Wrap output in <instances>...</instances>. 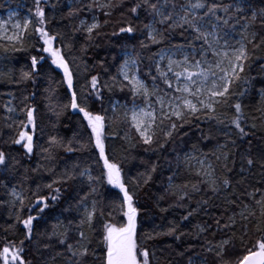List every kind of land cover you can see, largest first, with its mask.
Returning <instances> with one entry per match:
<instances>
[{
  "label": "snow or ice",
  "instance_id": "1",
  "mask_svg": "<svg viewBox=\"0 0 264 264\" xmlns=\"http://www.w3.org/2000/svg\"><path fill=\"white\" fill-rule=\"evenodd\" d=\"M60 3L0 22V83L19 93L0 132V264H264V0ZM117 12L120 52L86 61ZM17 53L30 62L8 67Z\"/></svg>",
  "mask_w": 264,
  "mask_h": 264
},
{
  "label": "trees",
  "instance_id": "2",
  "mask_svg": "<svg viewBox=\"0 0 264 264\" xmlns=\"http://www.w3.org/2000/svg\"><path fill=\"white\" fill-rule=\"evenodd\" d=\"M52 2H55V0H52ZM71 3V0H61L60 3V7L63 10L64 13L67 12V5ZM256 7L260 6V0H256L255 3ZM35 4H34V0H0V15L5 14V12L11 8H16L18 9L19 15H25L27 17H29L31 15L30 13V9H34ZM46 11L49 13V15L51 14V10L50 9H46ZM100 21L103 22V20L105 19L101 14H97ZM88 17V14H85V18ZM120 19L119 16V12H117L112 18V23L108 26L105 27L102 31L104 33H107V36H104L100 39L97 40V44L99 45V47H93L90 48L89 51L87 52V54L85 55L84 59L86 61L88 60H94L95 58L99 57L100 59H104L107 58L109 63L112 62V56L117 55L120 50H121V46L125 43L126 38L124 37H111V33L114 30V25L116 24V21H118ZM144 17L141 16V20H143ZM59 22L61 25H67L69 23V21L67 20H63L61 21L60 19V13H57L56 16V21H54V24ZM138 26H140L139 22H137ZM55 30V29H54ZM256 30H260L259 29V25L256 26ZM144 37L140 36L139 32L137 33L136 39L130 41V44H136L137 48H139V40L143 39ZM81 43L83 42V40L80 41ZM0 43H3V41H0ZM155 50V49H153ZM32 54H35V52H33ZM145 56L150 55L149 52H145L144 53ZM10 56V60L8 62V67H14L16 69H19L20 67L24 66L26 61L30 62L29 60V56L27 53H17L13 56V54H9ZM119 61H117L118 63ZM4 68V61H3V54L0 53V69ZM113 72H115V68L112 69ZM258 73V69L254 68L253 69V75H256ZM32 89L29 88V91H31ZM9 93H13L17 98L13 99L12 96L9 95ZM117 96L121 97V94L117 93ZM13 99V103L14 104H18L19 103V93L17 92L16 86L12 85V84H8V83H0V132L3 133V139H7L8 138V129L4 126V121H3V115H4V111H3V105H5L8 100ZM38 101H41L40 103V108H41V112L44 111L43 109V102H42V98L41 97H37ZM77 117L76 115L73 113L72 114V118L71 120H69L67 118V116L64 118V122L63 124H61L59 126V131L61 135H71V131H69V129L64 127V124H69L70 126H75V121H76ZM52 129L48 128L46 129V134L44 136V139L47 138V133L51 132ZM193 134L191 135V141H195L196 140V136L199 135L198 132L195 131V128H193ZM7 145H4L2 140H0V148H7ZM13 147V155H17L18 151H22L18 148V146H12ZM76 157L73 156L72 159H75ZM37 159L38 157H34L31 161L28 160H24V165L26 167H34L37 163ZM130 165L126 164L125 168H129ZM21 171H23V169H21ZM132 174H135V169L132 170ZM254 174L257 175V178H259V167H257V169L254 170ZM50 179V177H46L45 180L47 182V180ZM116 191V190H113ZM142 197L144 196V193L140 194ZM172 201L168 200L162 203V206H167L168 204H171ZM154 211L157 212V216H156V220L159 221L160 220V216L164 215L167 217V219H172L174 216L178 217L183 210L182 209H175V210H169L168 213H164V214H160L158 212L157 209H153ZM199 222L198 218H194L191 223L186 224L184 230L188 231L191 230L193 225H195L196 223ZM8 223L7 220V212L6 210L0 208V233H2V229L4 226H6V224ZM255 240V237H253V242ZM187 243H189V241H185V246H187ZM3 246V241L0 240V247ZM249 247H251V245H249ZM182 250V249H181Z\"/></svg>",
  "mask_w": 264,
  "mask_h": 264
},
{
  "label": "rangeland",
  "instance_id": "3",
  "mask_svg": "<svg viewBox=\"0 0 264 264\" xmlns=\"http://www.w3.org/2000/svg\"><path fill=\"white\" fill-rule=\"evenodd\" d=\"M10 17L12 18V21L13 22H15L16 20H21L22 21L23 19L28 18L25 15L20 16L19 15V12H18V9L11 8V9L7 10L5 12V14L0 15V22H7V21H9V18Z\"/></svg>",
  "mask_w": 264,
  "mask_h": 264
}]
</instances>
